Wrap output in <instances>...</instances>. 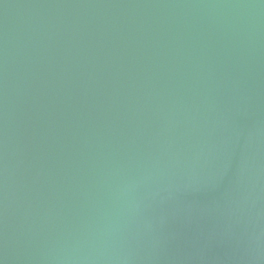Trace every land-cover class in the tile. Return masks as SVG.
Wrapping results in <instances>:
<instances>
[{"label": "water", "instance_id": "1", "mask_svg": "<svg viewBox=\"0 0 264 264\" xmlns=\"http://www.w3.org/2000/svg\"><path fill=\"white\" fill-rule=\"evenodd\" d=\"M0 264H264V0H0Z\"/></svg>", "mask_w": 264, "mask_h": 264}]
</instances>
